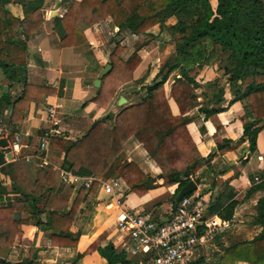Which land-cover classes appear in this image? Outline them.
Here are the masks:
<instances>
[{
	"label": "trees",
	"instance_id": "obj_1",
	"mask_svg": "<svg viewBox=\"0 0 264 264\" xmlns=\"http://www.w3.org/2000/svg\"><path fill=\"white\" fill-rule=\"evenodd\" d=\"M19 2L23 15L17 16L8 8L9 2ZM43 0H0V67L10 83L25 85L22 94L14 100V115L22 113L31 100H37L47 86L26 82L25 37L32 34L43 22ZM175 22L166 26L175 44L173 59L164 62L160 68L161 79L147 85V93L139 101L123 107L111 125L95 120L83 136L75 140L53 136L49 140L51 149L64 152V165L79 175H104L116 165V171L130 190L141 195L155 186L148 176L133 161H118L123 143L131 136L140 142L148 155L160 167L166 182L178 183L175 196L200 167L201 157L185 123L184 114L198 107L207 118L210 114L225 109L216 106L224 93V86L217 85L215 106L202 104L198 99V82L190 74L196 67H202L216 47L220 49V65L224 66L227 81L233 88L234 96L229 103L244 100L243 136L247 137L249 150L257 148L256 138L264 125V0H71L66 11L54 17L55 29L62 46L87 42L85 29L110 17L119 29H129L139 34L156 23L163 24L170 17ZM125 46L115 42L109 55L110 69L101 77L100 89L91 99L102 107L111 101L121 84L133 79V72L142 58L133 52L124 59ZM232 61V66L226 62ZM172 75L169 95L175 101L179 113L171 111L164 83ZM250 80L242 90L243 82ZM211 84V83H210ZM216 82L212 83V86ZM5 93L0 88V102ZM16 118V117H15ZM235 141L225 139L222 145ZM118 161V162H117ZM13 174L14 187L21 189L24 198L18 197L7 205L0 206V247H11L22 235L23 223L30 217H21V212L30 207L35 224L40 223L37 214L48 211L50 222L46 227L52 230L53 245H76L78 234L70 229L71 223L81 202L90 194L97 182L89 188L79 187L70 206L69 199L74 190L68 182L61 183L57 169L45 165L37 170L33 178L24 159L8 163ZM264 191V177L253 182L245 196ZM47 191L45 202L40 208L37 200ZM236 198L226 203L211 201L207 207L209 214L221 219L233 217ZM253 224L260 230L252 238L236 239L228 244L214 237L220 245L215 259L197 255L187 264H264V192L254 206ZM36 217V218H35ZM106 233L102 232L96 240L79 253L97 250L109 264H142L145 257L127 258L123 250H118L112 242L101 245ZM35 248H30L28 257L13 261L0 256V264H36Z\"/></svg>",
	"mask_w": 264,
	"mask_h": 264
},
{
	"label": "crops",
	"instance_id": "obj_2",
	"mask_svg": "<svg viewBox=\"0 0 264 264\" xmlns=\"http://www.w3.org/2000/svg\"><path fill=\"white\" fill-rule=\"evenodd\" d=\"M210 1L212 5L216 4V0ZM70 2L71 0H43V22L32 34L25 37L26 82L47 86L49 90L43 92L38 101H29L22 113L20 111L16 113V116L14 115V119L12 118L13 102L22 94L25 85L21 82L10 83L0 67V88L5 93V97L0 102V118L10 129L7 145L3 148L5 162L0 165V206L7 205L15 198H24L22 190L14 187L13 174L9 171V162L24 159L33 178L36 177L38 169L45 165H51L58 170L61 183L68 182L61 177L60 169H71L64 165V152L49 147L50 138L62 136L75 140L83 136L95 120L111 125L116 114L123 107L139 101L146 95L147 85H152L161 79L159 71L162 66L159 68L153 66L154 62L151 60L152 64H150V57L148 56L149 58L146 59L147 54H142L148 43L139 45L137 48H133L134 46L130 44L131 39L137 38L140 33H133L129 29L128 32L125 29H119L110 17L85 29L86 43L60 45L54 17L60 16V13L63 14ZM7 6L13 14L23 15V9L19 2L12 1ZM168 18L174 20L167 22ZM168 18L163 24L156 23L153 26H167L176 20L174 16ZM150 29L151 27L145 32L156 33L155 30ZM112 31L116 34L113 44L107 36ZM119 34L123 35L119 36ZM117 41L125 46L122 54L124 59L133 52H137L142 60L133 72V79L121 84L108 105L102 107L91 99L99 91L94 85V80L99 77L105 64L109 63L110 52ZM146 50L145 52L148 53L149 51ZM219 54L220 49L216 47L202 67H196L190 72L198 82L196 92L201 103L210 104L211 107L215 106L209 99H214L216 86L220 84L224 86V93L216 106L225 107L221 111L210 114L207 118L203 117L198 107L184 114L186 126L196 143L199 157L202 158L199 169L191 174V179L196 183V188L193 191L199 193V196L208 205L214 199L220 203H226L230 199L236 198L237 203L233 217L229 220V226L217 234L223 236L224 231L233 229L235 224L241 225L249 221L251 226L256 228V232L246 238H252L260 230V227L253 224L254 213L249 211L248 214V207L254 208L258 197L264 191H255L249 196H245V193L253 182L264 177V125L257 134V148L251 152L247 137L243 136L244 100L229 103L234 96V91L227 81L224 66L220 65ZM226 64L232 66L233 62L227 61ZM143 65L145 70H142ZM174 73L169 74L164 88L171 111L177 114L179 113L178 107L169 95ZM249 80L250 77L245 79L242 90ZM214 82L216 85L212 86ZM51 106L55 109L53 117L49 115ZM109 111L113 112L112 116L108 115ZM50 128L55 129V133L48 137L45 146L41 145L42 135ZM225 139L235 142L219 147L218 145L223 144ZM125 160L135 162L153 179L155 186L138 195L131 191L119 176L116 165L111 167L99 178L104 182L114 177L120 178L123 194L112 197L105 192L103 183L97 181L93 191L81 202L71 223L70 229L78 234V242L72 246L53 245L51 243L52 230L46 227L51 219L50 212L41 211L37 214L36 217L40 219V223L35 224V219L31 217L30 207L27 203V209L22 211L20 216L30 217L31 221L21 225V238L16 239L11 247H0V256L20 261L29 256L32 247L36 249V264H109L97 250L83 253L81 256L78 254L82 253L102 232H105L106 235L101 241V245L112 242L118 250H122L117 243V239L120 240V235L117 232L119 207L116 201L118 199L121 202V207L150 212L154 216H166L167 211L178 202L175 196L177 202L175 205L172 203L178 183L166 182L164 174L162 177L159 176L162 173L160 167L133 136L129 137L122 145L118 161ZM256 177L259 179L256 180ZM68 183L72 184L74 188L69 199L68 206H70L76 195V190L81 186ZM46 195L47 191L37 200V206L40 208L45 202ZM210 215L215 216L214 214ZM136 256L141 257L142 255L126 254L127 258ZM238 264L248 263L240 261Z\"/></svg>",
	"mask_w": 264,
	"mask_h": 264
},
{
	"label": "built area",
	"instance_id": "obj_3",
	"mask_svg": "<svg viewBox=\"0 0 264 264\" xmlns=\"http://www.w3.org/2000/svg\"><path fill=\"white\" fill-rule=\"evenodd\" d=\"M54 113L55 109L51 106L50 117H53ZM9 133L10 129L0 118V138L7 139ZM52 133H55V129L50 128L44 132L41 145H46ZM60 175L64 181L85 188H89L94 181H100L105 192L112 197L123 194L121 179L118 177L104 182L94 174L79 175L69 169H60ZM189 178L191 179V174ZM116 204L119 207L117 214L119 245L126 254H139L145 257L142 264H187L195 257L200 245L229 226V220L218 219L216 214L215 216L208 214L207 202L195 191L180 197L177 204L167 211L166 216H154L150 212L121 207L119 199Z\"/></svg>",
	"mask_w": 264,
	"mask_h": 264
},
{
	"label": "rangeland",
	"instance_id": "obj_4",
	"mask_svg": "<svg viewBox=\"0 0 264 264\" xmlns=\"http://www.w3.org/2000/svg\"><path fill=\"white\" fill-rule=\"evenodd\" d=\"M173 18H168L167 22L173 21ZM151 29L155 30L156 33H140L137 38L131 39V45L134 46L133 48H137V46L148 43L146 48L143 49L142 54H147L146 59L149 58L150 64L151 60L154 62L152 65L159 68L164 64L166 61H170L173 59L175 54V44L172 35L167 30L166 26L157 27L153 26ZM150 29V30H151ZM125 30L128 29L125 28ZM122 36L123 34H119V36ZM108 40L113 44V40L116 39V34L114 32H109L107 34ZM124 38V37H122ZM147 49V50H146ZM149 51L148 53L145 52ZM149 56V57H148ZM152 66V67H153ZM145 70V66L143 65V69ZM177 69H175L172 72H176ZM111 119V118H110ZM251 211L253 213L255 212L254 208L252 206L248 207V214ZM232 227V225H231ZM256 232V228L251 226L249 221L244 222V224H235V227L232 229L225 230L223 233V236H220L219 240L222 241L224 244H228L229 242L236 240V239H242L249 236H252ZM117 243H119L117 239ZM220 245L217 244V240L214 238L207 240L203 243V245H200L196 252L195 256L197 255H206L208 256V260L215 259V253L219 249Z\"/></svg>",
	"mask_w": 264,
	"mask_h": 264
},
{
	"label": "water",
	"instance_id": "obj_5",
	"mask_svg": "<svg viewBox=\"0 0 264 264\" xmlns=\"http://www.w3.org/2000/svg\"><path fill=\"white\" fill-rule=\"evenodd\" d=\"M111 64L106 63L103 69L100 72V75L98 78L94 80V85L97 87V91L99 90L100 84H101V77L110 69ZM122 99H124L122 97ZM109 116L113 115L112 111L108 112ZM7 145V139L5 137L0 138V165H2L5 162V157H4V151L3 148ZM248 150V148H246ZM159 176H163V173H160ZM196 188V183L194 180L189 179L184 185L181 186L180 190L178 191L176 195V199L178 200L180 197L183 195L192 192Z\"/></svg>",
	"mask_w": 264,
	"mask_h": 264
}]
</instances>
